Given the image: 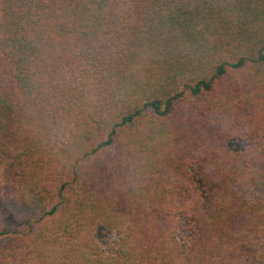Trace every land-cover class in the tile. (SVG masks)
<instances>
[{
	"label": "trees",
	"instance_id": "obj_1",
	"mask_svg": "<svg viewBox=\"0 0 264 264\" xmlns=\"http://www.w3.org/2000/svg\"><path fill=\"white\" fill-rule=\"evenodd\" d=\"M0 187V264H264V0H0Z\"/></svg>",
	"mask_w": 264,
	"mask_h": 264
},
{
	"label": "rangeland",
	"instance_id": "obj_2",
	"mask_svg": "<svg viewBox=\"0 0 264 264\" xmlns=\"http://www.w3.org/2000/svg\"><path fill=\"white\" fill-rule=\"evenodd\" d=\"M232 22H234V20H232ZM184 60H185V58H184ZM189 66L190 65H188L187 63L182 64V67L184 69L189 67ZM178 67H180V66L178 65ZM185 70H187V69H185ZM196 101H198V100H196ZM198 103H203V100L199 101ZM142 119H157V118H156V115H153L151 112H149ZM164 119H173V118L166 117ZM1 191H2V189L0 187V230L7 232V233H13V232L22 233L23 232V221H25V219H27V218L23 217V214L19 215L16 212V209L13 208L10 200H7L2 195ZM27 217H29V216L27 215ZM94 236H95L96 240L99 241V243L107 251H110L111 249H113V247L115 245L117 231L114 229L108 228L103 223H99L94 228Z\"/></svg>",
	"mask_w": 264,
	"mask_h": 264
}]
</instances>
